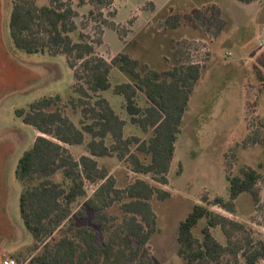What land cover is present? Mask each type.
<instances>
[{"label":"trees","instance_id":"1","mask_svg":"<svg viewBox=\"0 0 264 264\" xmlns=\"http://www.w3.org/2000/svg\"><path fill=\"white\" fill-rule=\"evenodd\" d=\"M114 2L79 0L74 6V0L13 1L10 35L16 48L28 54L65 55L75 77L74 97L68 102L55 95L17 112L40 133L16 170L23 186L21 217L35 240L10 255L22 264H152L146 249L161 232L152 201L172 198L164 187L170 185L176 143L211 52L196 62L193 49L201 51L204 46L184 39L174 42L175 63L167 70L153 69L127 52L108 61L97 49L103 44L101 24L116 29L104 13L115 16L111 12ZM85 6L90 7L88 17L78 24L77 8ZM217 12L207 7L177 15L165 27L178 29L187 22L207 34L203 27L217 25L213 36L218 38L226 21ZM92 21L100 24L94 40L86 33ZM116 72L125 79L117 78ZM107 91L124 98L122 114L103 96ZM70 110L80 116L78 123ZM259 125L264 127L262 121ZM128 126L133 127L129 134ZM251 127L236 148L264 147V140ZM74 147H83L85 154L77 158L71 150ZM106 159L126 163L139 178L119 187L111 168L102 162ZM228 161L230 198L203 196L180 224L178 255L187 264L264 262V239L248 223L212 209L219 207L235 216L236 200L243 194L250 195L260 209L264 163L259 168L243 166L235 174L233 161ZM181 172L180 165L177 174ZM141 176L151 177L155 184ZM203 221L198 235L195 230ZM218 231L225 243L218 239Z\"/></svg>","mask_w":264,"mask_h":264},{"label":"rangeland","instance_id":"2","mask_svg":"<svg viewBox=\"0 0 264 264\" xmlns=\"http://www.w3.org/2000/svg\"><path fill=\"white\" fill-rule=\"evenodd\" d=\"M13 1L0 0V261L35 243L21 217L23 186L16 178V170L19 160L33 148L40 133L25 124L17 112L55 95H60L66 103L74 97L75 84L74 71L65 55L28 54L16 48L10 35ZM78 3L79 0H74V6ZM207 7L211 12L219 11L221 19L227 21L228 26L218 38L213 36L217 25L203 27L208 29L207 34L187 22L178 29L165 27L174 16L189 15ZM77 9L80 14L77 22L81 24L87 19L90 7ZM111 12L116 13L114 17L104 11L116 29L101 24L103 44L97 49L108 61L120 52H127L153 69L167 70L175 63L171 54L175 41L187 39L204 46L201 51L193 49L192 56L197 62L211 47L197 40L203 36L211 43L218 40L212 47L213 55L209 57L212 60L207 62L191 97L176 143L170 185L164 187L172 192V198L152 201L161 232L150 241L146 255L151 257L152 264H187L178 255L180 224L203 196L230 198L227 160L233 161L231 170L235 174L243 166L259 168L264 163L263 146L236 148L248 136L251 125L264 140V127L259 125L260 121L264 123V52L254 59L261 50L260 43L264 44V0L251 5L236 0H115ZM90 23L86 33L94 40L98 37L96 26L100 24ZM116 77L125 79L118 72ZM103 96L119 114L124 112L122 96L112 91L104 92ZM69 114L78 123L80 116L71 110ZM132 128L127 127L128 134ZM71 150L77 158L85 154L83 147ZM227 154H230L228 159ZM102 162L111 168L121 188L139 178L117 159ZM180 165L182 172L177 174ZM141 177L155 184L151 177ZM260 188V209H256L248 194L236 200L235 216L219 207L212 209L248 223L264 239V184ZM204 225L205 221L195 233L200 235ZM216 234L225 243L222 233Z\"/></svg>","mask_w":264,"mask_h":264},{"label":"crops","instance_id":"3","mask_svg":"<svg viewBox=\"0 0 264 264\" xmlns=\"http://www.w3.org/2000/svg\"><path fill=\"white\" fill-rule=\"evenodd\" d=\"M236 1H238V0H236ZM259 1V0H258ZM258 1H255V2H253V3H251V4H255V3H257ZM240 2V1H239ZM242 3V2H241ZM243 4H245V3H243ZM250 4V5H251ZM246 5H249V4H246ZM154 15H156V14H154ZM228 26V24H227V21H226V27ZM225 27V28H226ZM209 40V39H208ZM197 41H202V42H207L211 47L209 48L210 49V52L212 53V55H213V46L215 45V43L218 41L217 39L216 40H214L212 43L211 42H209V41H207V38L205 37V36H203V38H199ZM261 47V46H260ZM264 52V48H262L261 47V50H259L258 52H256L255 53V58L254 59H256V58H258L262 53ZM212 60V58L209 60V62ZM209 62H208V64H209ZM207 64V65H208ZM204 74V73H203ZM8 258H11L10 256L8 257Z\"/></svg>","mask_w":264,"mask_h":264},{"label":"built area","instance_id":"4","mask_svg":"<svg viewBox=\"0 0 264 264\" xmlns=\"http://www.w3.org/2000/svg\"><path fill=\"white\" fill-rule=\"evenodd\" d=\"M114 6V5H113ZM260 46L264 48V44L260 43ZM0 264H22L15 258H5L0 261Z\"/></svg>","mask_w":264,"mask_h":264}]
</instances>
